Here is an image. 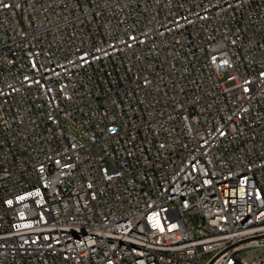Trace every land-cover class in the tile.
Instances as JSON below:
<instances>
[{
	"label": "built area",
	"instance_id": "1",
	"mask_svg": "<svg viewBox=\"0 0 264 264\" xmlns=\"http://www.w3.org/2000/svg\"><path fill=\"white\" fill-rule=\"evenodd\" d=\"M264 0H0V264H264Z\"/></svg>",
	"mask_w": 264,
	"mask_h": 264
},
{
	"label": "rangeland",
	"instance_id": "2",
	"mask_svg": "<svg viewBox=\"0 0 264 264\" xmlns=\"http://www.w3.org/2000/svg\"><path fill=\"white\" fill-rule=\"evenodd\" d=\"M240 255L248 260H252L256 256H260L264 260V246L244 248L240 251Z\"/></svg>",
	"mask_w": 264,
	"mask_h": 264
}]
</instances>
